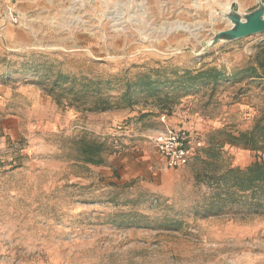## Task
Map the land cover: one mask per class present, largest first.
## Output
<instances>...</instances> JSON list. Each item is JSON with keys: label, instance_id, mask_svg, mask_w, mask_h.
<instances>
[{"label": "rangeland", "instance_id": "374dc122", "mask_svg": "<svg viewBox=\"0 0 264 264\" xmlns=\"http://www.w3.org/2000/svg\"><path fill=\"white\" fill-rule=\"evenodd\" d=\"M226 6L258 0H0V264H264V198L209 178L264 156L227 142L264 125V79L234 76L264 32L210 46L232 27ZM212 66L220 82L172 96L170 114L144 96L92 108L157 69ZM166 126L204 141L188 165L166 168L152 145ZM97 142L102 164L85 161Z\"/></svg>", "mask_w": 264, "mask_h": 264}, {"label": "trees", "instance_id": "16d2710c", "mask_svg": "<svg viewBox=\"0 0 264 264\" xmlns=\"http://www.w3.org/2000/svg\"><path fill=\"white\" fill-rule=\"evenodd\" d=\"M159 69L154 72V77L150 73L140 75L136 81L127 82L125 90L119 98L112 100L109 97L98 94L94 101L93 109L96 111H106L113 108L130 107L137 103V99L144 97H153L161 105V111L171 113L169 104L166 102L179 94L180 92L187 94L199 87L210 84L216 85L225 76V73L216 66L202 68L196 71L186 70L183 73L172 71L170 76L163 79L159 74ZM243 76L245 79H264V45L258 46L255 56L249 60L248 65L244 66L234 76ZM166 76V75H165ZM65 78L61 85L59 79ZM73 82L69 75L60 74L55 85H60L64 92H73V86L65 87ZM110 81L107 82L109 84ZM174 92L170 95V92ZM78 100L83 99L84 95H73ZM228 141L232 145H243L255 151L264 153V125L257 122L250 131L241 132L238 135L227 133ZM88 146V145H87ZM223 142L220 143V147ZM110 147L103 143H93L84 149L86 155L85 161L94 164H102L106 161L103 153H106ZM220 149L211 147L205 151L208 158H219L221 156ZM211 164L212 162H208ZM211 177L222 187H227L226 194L231 196L233 193H250L255 201L264 198V156L260 160H256L245 168L228 166L224 170H216L213 168ZM235 188L233 193L230 189Z\"/></svg>", "mask_w": 264, "mask_h": 264}, {"label": "built area", "instance_id": "2783aa9c", "mask_svg": "<svg viewBox=\"0 0 264 264\" xmlns=\"http://www.w3.org/2000/svg\"><path fill=\"white\" fill-rule=\"evenodd\" d=\"M8 18L12 24L20 23V17L12 9L8 10ZM150 140L169 169L188 165L196 156V151L205 146L204 141H197L193 133L183 127L166 126L151 136Z\"/></svg>", "mask_w": 264, "mask_h": 264}, {"label": "water", "instance_id": "95a60500", "mask_svg": "<svg viewBox=\"0 0 264 264\" xmlns=\"http://www.w3.org/2000/svg\"><path fill=\"white\" fill-rule=\"evenodd\" d=\"M225 17L229 18L232 23L231 29L217 33L210 46H213L219 40L232 41L264 32L263 0H258V7L251 12L242 13L232 9ZM261 43H264V39H262Z\"/></svg>", "mask_w": 264, "mask_h": 264}, {"label": "bare ground", "instance_id": "6f19581e", "mask_svg": "<svg viewBox=\"0 0 264 264\" xmlns=\"http://www.w3.org/2000/svg\"><path fill=\"white\" fill-rule=\"evenodd\" d=\"M226 8H227V12H226V14L230 13L231 10H232V9L230 8V6H226ZM227 19H228V21H230L229 18H227Z\"/></svg>", "mask_w": 264, "mask_h": 264}]
</instances>
